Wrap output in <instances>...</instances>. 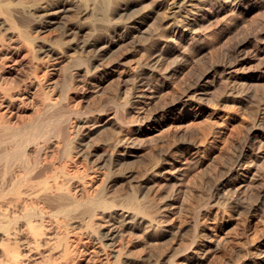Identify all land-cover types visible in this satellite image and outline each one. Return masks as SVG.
Instances as JSON below:
<instances>
[{
    "label": "bare ground",
    "instance_id": "6f19581e",
    "mask_svg": "<svg viewBox=\"0 0 264 264\" xmlns=\"http://www.w3.org/2000/svg\"><path fill=\"white\" fill-rule=\"evenodd\" d=\"M144 1L0 0V48L11 53L0 62V264H82L85 250L86 264H264V85L252 81L264 82V0L137 9ZM58 23V36L42 35ZM126 43L146 54L113 74ZM50 60L66 72L53 76ZM241 64L254 66L236 75ZM90 92L92 103L78 101ZM217 99L249 110L243 135L229 132L206 160L199 149L187 157L191 141L159 145L163 132L147 140L149 163H168L124 169L143 151L142 128L185 123ZM235 215L248 221L246 242L228 248L217 233ZM78 226L86 240L71 237Z\"/></svg>",
    "mask_w": 264,
    "mask_h": 264
},
{
    "label": "rangeland",
    "instance_id": "374dc122",
    "mask_svg": "<svg viewBox=\"0 0 264 264\" xmlns=\"http://www.w3.org/2000/svg\"><path fill=\"white\" fill-rule=\"evenodd\" d=\"M26 1L25 3L27 4H33L37 0H24ZM152 0H145L143 3H141L139 6H137V9H145L146 7H150V3ZM139 7V8H138ZM62 26L61 24H55V26L51 27L47 31H45L42 35H44L45 38L51 39L53 37L58 36L61 33ZM119 49V48H118ZM117 49V50H118ZM138 47H133L131 44L126 43L121 46L120 49L114 54L112 57V61L117 62L118 67L113 69V74H117L118 72L125 73L129 72L132 67H134L140 60L142 55L146 54V50L138 52ZM11 53L7 52L5 49L0 48V62L1 61H6L8 63L11 62ZM50 64V73L54 75H62L63 73L66 72L67 69L58 66V67H53L51 64H55L56 60H50L48 61ZM67 61H65L63 64H66ZM69 65V64H68ZM254 66V64L249 65V64H241L237 66V68H233V72L236 75H242L246 73V71L249 70V68ZM73 71H76L78 69L77 66H71ZM70 68V69H71ZM44 70H41V73ZM255 83L262 84L264 85V82L261 81L260 79L256 78L252 80ZM262 89V87H260ZM260 89V91H261ZM82 89H78L75 91H72V94H75L78 92V94H81ZM95 93H88L85 98L78 97V101L82 103H92L96 99ZM257 100V99H256ZM243 106H240L239 104L232 103V102H223L221 100H214L207 104L199 111L197 118H190L188 119L187 122L185 123H178V122H173L170 121L163 129H147V128H142V131L145 132V134L141 135L140 138L142 140L146 141L144 142V148L141 153L138 155H134L132 158L127 160V163L125 164L124 169L128 170H134L137 173H141L142 168L144 165H147V167L150 170L153 169H158L160 164L168 163V162H163L160 163L159 161L156 163H149V152L150 150L155 146V142H149L147 141L148 139H151L153 137H158L160 138V135L164 133H167L166 136L158 139V144L161 146H165L167 144H175L178 141L184 139L186 141H191L194 142L195 146H192L188 152H187V157L192 156L196 154L197 149L203 154L206 160H209V152L210 149H216L219 148L223 143L224 137L229 135L230 133L236 134V136H240L241 134L243 135L245 133V129L247 128V125L250 121V112L249 110L247 111ZM111 109L104 108L103 110H94L91 113L98 115L100 113L104 112H109ZM187 123L190 125L191 124V131L189 130L188 133L182 134L184 130H186V125ZM183 124V125H182ZM231 129V130H230ZM127 132L129 135H132L133 137H138L140 130H138L137 126L130 124L126 128ZM180 131L179 133H176L174 131ZM230 130V131H229ZM167 131V132H166ZM228 131V132H227ZM233 131V132H232ZM226 132V133H225ZM230 132V133H229ZM236 132V133H235ZM169 134V135H168ZM226 134V135H225ZM214 136V137H213ZM217 136V137H215ZM221 136V137H220ZM213 137V138H211ZM210 141L212 140V144L208 145L209 139ZM216 140V141H215ZM213 145V146H212ZM135 148H138V146H135ZM213 148V149H212ZM209 149V150H207ZM83 165V164H82ZM159 166V167H158ZM158 167V168H157ZM83 169V166L81 167ZM168 170V169H167ZM119 172H116L117 174ZM170 174L169 172H166ZM91 175L94 177V182L95 185H97L100 181V179L103 177L102 171L98 172H91ZM196 176V172H193L189 175L188 180L190 181L192 178ZM119 186H116L115 189L117 191H121L123 185L118 184ZM159 186H165V183L160 184ZM96 187V186H94ZM233 224L229 226L228 228L220 231L217 233V236L222 239L224 245L227 246L228 248H238L239 246L245 245L244 242H246L245 239V234L246 230L248 228V221L247 219L243 218L242 215H235L233 218ZM249 219V218H248ZM251 221L253 223H259L263 221L262 218L256 213L252 214L250 217ZM189 220V218L184 219L182 222H179V225H185V223ZM262 220V221H260ZM264 222V221H263ZM264 224V223H263ZM262 224V225H263ZM85 227L78 226L74 229L70 230V235L73 238H84L86 240L85 236ZM245 239V241H244ZM81 242V241H80ZM133 242H136V239L133 240ZM244 243V244H243ZM243 244V245H242ZM80 243V247H81ZM79 247V248H80ZM81 249V248H80ZM186 252L180 253L181 256L185 255ZM223 254L225 257H228L229 251H224ZM263 255V254H260ZM90 253L89 251H82L78 258L82 261V264H86L89 259H90Z\"/></svg>",
    "mask_w": 264,
    "mask_h": 264
}]
</instances>
